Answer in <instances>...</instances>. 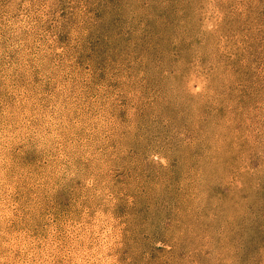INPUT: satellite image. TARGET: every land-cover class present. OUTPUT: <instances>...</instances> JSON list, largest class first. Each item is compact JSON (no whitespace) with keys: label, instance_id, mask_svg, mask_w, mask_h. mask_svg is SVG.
<instances>
[{"label":"rangeland","instance_id":"obj_1","mask_svg":"<svg viewBox=\"0 0 264 264\" xmlns=\"http://www.w3.org/2000/svg\"><path fill=\"white\" fill-rule=\"evenodd\" d=\"M0 264H264V0H0Z\"/></svg>","mask_w":264,"mask_h":264}]
</instances>
